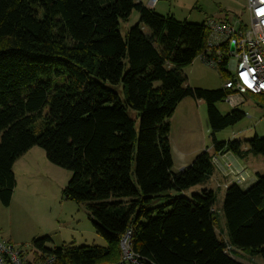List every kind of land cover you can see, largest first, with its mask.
<instances>
[{
	"label": "trees",
	"instance_id": "obj_1",
	"mask_svg": "<svg viewBox=\"0 0 264 264\" xmlns=\"http://www.w3.org/2000/svg\"><path fill=\"white\" fill-rule=\"evenodd\" d=\"M134 11L139 23L123 38L120 20ZM209 34L208 22L160 15L142 0H0V201L11 205L14 164L39 147L72 173L64 197L85 204L108 242L52 247L45 236L32 241L36 256L124 264L120 242L131 231L132 251L153 264H243L238 251L264 259V175L226 190V242L215 228L216 193L183 194L213 176V156L204 151L173 170L168 121L189 97L207 104L216 154L264 157V138H216L246 117L218 110L232 89L188 85L183 69L203 58ZM227 65L215 66L226 81L233 77ZM106 83H121L124 100ZM252 96L264 103V94Z\"/></svg>",
	"mask_w": 264,
	"mask_h": 264
},
{
	"label": "rangeland",
	"instance_id": "obj_2",
	"mask_svg": "<svg viewBox=\"0 0 264 264\" xmlns=\"http://www.w3.org/2000/svg\"><path fill=\"white\" fill-rule=\"evenodd\" d=\"M148 0H144L147 2ZM197 4L202 9H198ZM218 11L216 0H162L155 12L166 16L174 15L181 21L202 24L207 16ZM140 16L137 11L124 20H120L119 31L123 38L127 36L128 31L139 23ZM246 23L250 22V14L247 11L243 15ZM143 32L150 34L147 27L142 26ZM233 74L230 66L226 69ZM183 73L188 78V85L192 88H202L207 90H216L224 88L226 79L223 78L220 71L207 64L199 56L191 65L183 69ZM106 87L116 91L120 98L124 100L122 84H105ZM246 104L239 110L246 114V117L237 124L226 128L216 134L220 142L237 140L245 144L248 140L256 136L264 138V103L263 100L255 98L251 94H246ZM217 108L223 115L231 113L233 108L225 100L217 104ZM130 117L135 118V112L128 110ZM189 119V121H188ZM171 127V141L179 145L188 146L185 152H189L188 162L195 160L204 151L213 148V137L209 128L208 108L204 101H194L192 98H186L176 109L174 115L169 119ZM136 128L139 129V120L136 121ZM170 139V137H169ZM39 154L36 155L33 171L35 175L25 172H19L17 169L19 187L30 196L24 204L14 203L11 207H4L0 201V237L9 241L18 248H24L28 252V258L32 259L35 255V249L32 241L35 238L49 236L52 239V247L93 245L107 247L108 242L97 234L93 223L89 219L87 209L84 203H79L64 197L63 190L68 185L72 173L66 169L58 167L48 161L44 150L35 147ZM207 151V152H208ZM175 153V151H174ZM211 153V152H210ZM232 156V155H231ZM227 157L230 158V155ZM225 158L226 162L214 160V167L218 176L221 177L216 182L209 185L217 195L214 206L216 214V232L221 240L227 242L228 230L224 215V201L226 190L237 181L245 187L253 185L257 178L249 174L257 173L264 175V157L251 153L248 164L244 161L245 167L238 166L236 159ZM193 159V160H192ZM222 163V164H221ZM246 163V164H245ZM189 165V164H188ZM188 165L182 166L175 157L174 172L179 173ZM230 166V167H229ZM215 173V171H214ZM132 179L136 178L132 174ZM244 179V180H243ZM208 186V185H207ZM206 187L205 183L197 185L189 191L187 197L200 193ZM23 197V196H22ZM121 248V242H120ZM235 258L243 264H264V259L260 256H250L244 252L238 251ZM110 264V263H109ZM126 264H132L127 262Z\"/></svg>",
	"mask_w": 264,
	"mask_h": 264
},
{
	"label": "built area",
	"instance_id": "obj_3",
	"mask_svg": "<svg viewBox=\"0 0 264 264\" xmlns=\"http://www.w3.org/2000/svg\"><path fill=\"white\" fill-rule=\"evenodd\" d=\"M160 1L162 0H148L145 5L149 9H155ZM247 9L250 14L248 25L208 21L210 34L203 58L214 67L227 59V66L236 71L235 74L231 73L232 79L227 80L224 85V89L233 90L227 98L232 107L243 105L246 94H264V0H248ZM231 46L234 50H231ZM214 160L217 161L218 157L215 156L213 162ZM238 182L236 184L245 187ZM131 236V231H128L121 239L123 263L153 264L151 261L144 262L132 251ZM0 264H56V259L47 255H34L30 259L24 248H18L0 237Z\"/></svg>",
	"mask_w": 264,
	"mask_h": 264
},
{
	"label": "crops",
	"instance_id": "obj_4",
	"mask_svg": "<svg viewBox=\"0 0 264 264\" xmlns=\"http://www.w3.org/2000/svg\"><path fill=\"white\" fill-rule=\"evenodd\" d=\"M142 1H143L144 4L146 3V2H144V0H142ZM216 4L218 6V11L212 13L211 16H207L204 22H208L209 20H216V21H222V22H230L232 24L241 23V25H248V23H246L243 20V15L248 11V9H247L248 8V0H216ZM196 7L198 9H200V10L202 9V7H199L198 4H197ZM179 21H181V20H179ZM244 100H245V103L243 105H241V106H238V107H232L229 103L228 104L233 108V110L234 109H239L240 107H243L246 104V102H247L245 96H244ZM194 101H197V100H194ZM198 101H203V100H198ZM226 101H227V99H226ZM179 105H178V107H179ZM188 121H189V119H188ZM169 137H170V145H171V150H172L173 162L175 163V157H176L178 162H179V164H181L182 166H185V165H188V164L190 165L191 162L187 163L190 153L189 152H185L186 149H189V148H187L188 146L187 145L183 146V145H179L177 143H172V141H171V132H170V136ZM207 148L210 149L209 151L207 149V151L209 153L211 152L210 154L213 156V158L215 156H217L218 160H220L222 163L226 162L225 158H229V157H227L228 155H230L229 159H236V162H237L238 166L245 167L244 161H247L248 164L249 163L250 164L253 163V161L249 160V157L251 156L250 153L249 154H244L243 156H237V155H234L232 153L216 154L215 151H214V148H212V149L210 147H207ZM35 149L36 148L31 149L27 154H25L22 158H20L14 164V173H15V177H16V182L17 183H16V188H15V191H14V195H13L10 207L14 203L24 204L26 202L27 198L30 196L29 193L27 194L25 191H23L19 187V181H18V177L19 176L17 174V169L20 168L19 172L22 171L24 175H25V172H27L30 175H35L32 167L34 166V161H35L36 155L39 154V152H37V150H35ZM245 150L248 151L249 149L246 147ZM174 151H175V153H174ZM212 162H213V159H212ZM181 171H182V168H181ZM248 172H249L250 175L254 176L255 178H257V176L259 175V174L257 175V173H256V175L252 174L253 171L251 169H249ZM218 175L219 174L215 170V173L213 174V176L205 183L207 188H205V187H202V188L203 189H213V188H211V186L209 184L210 183H214V181L216 182L217 177H218V180H220L221 177L218 176ZM190 190H192V189H189V190L185 191L183 194H185V196H187L189 194Z\"/></svg>",
	"mask_w": 264,
	"mask_h": 264
},
{
	"label": "water",
	"instance_id": "obj_5",
	"mask_svg": "<svg viewBox=\"0 0 264 264\" xmlns=\"http://www.w3.org/2000/svg\"><path fill=\"white\" fill-rule=\"evenodd\" d=\"M231 50H234V47L233 46H231Z\"/></svg>",
	"mask_w": 264,
	"mask_h": 264
}]
</instances>
